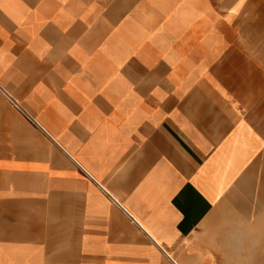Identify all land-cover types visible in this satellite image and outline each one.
<instances>
[{"label": "crops", "instance_id": "0c3cea01", "mask_svg": "<svg viewBox=\"0 0 264 264\" xmlns=\"http://www.w3.org/2000/svg\"><path fill=\"white\" fill-rule=\"evenodd\" d=\"M0 264H264V0H0Z\"/></svg>", "mask_w": 264, "mask_h": 264}]
</instances>
